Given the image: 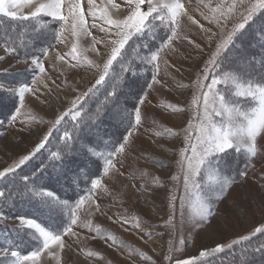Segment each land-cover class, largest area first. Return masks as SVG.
I'll list each match as a JSON object with an SVG mask.
<instances>
[{
  "label": "snow or ice",
  "instance_id": "obj_1",
  "mask_svg": "<svg viewBox=\"0 0 264 264\" xmlns=\"http://www.w3.org/2000/svg\"><path fill=\"white\" fill-rule=\"evenodd\" d=\"M125 3L128 11L121 18L120 15H113L110 11L112 9L119 12L121 9V5L115 0H106V4L104 0H100V4L97 0H86V6L84 0H0V50H3L5 56L18 57L17 62L27 64L29 71L33 73L31 84L20 81L14 87H6V82L0 81V92L18 98V107L10 114L7 123L11 124L17 120V117L23 115L21 109L24 108L25 95H35L39 91L32 85L40 80L45 88L48 87L41 77L46 75L44 59L48 58L51 46H42L36 51V40L31 35L36 28L33 26L30 31L24 22L40 23L41 31L51 27L53 38L57 43H65L69 37L72 38L70 51L63 55L57 53L55 58L71 68L86 67L97 71L98 78L83 94L85 97L94 93L98 86L104 85L106 78L112 76L118 67L120 75L105 98L116 105L119 104L117 85L122 92L129 80L139 81V76L132 66L133 62L127 59V46L134 37L154 33L158 28H167V33L161 38L157 48L149 49L144 55L136 51L138 62L151 65L158 74L160 54L176 37L181 17H187L191 23L198 24V21L189 14L182 0H125ZM198 3L208 9L207 13L202 12L201 15L217 31L200 25L205 33L207 45L212 51L201 69L203 75H197L194 82L198 90V94H194L191 102L196 108L195 135L188 131L193 128V122L190 120L185 129L188 133L184 138L186 146L180 149L178 161L180 176L171 177L173 181H180L178 188L182 189V194L170 198L171 214L167 223H172L177 212L183 219L187 211L189 218L200 227L210 223L215 215L213 210L215 203L222 200L228 189L236 182L235 177H230L221 170V161L234 152L243 155L246 164L250 166L251 159L258 154V138L264 139V27L255 30L257 42L252 45L259 49V55L240 58L235 64H225L227 53L234 45L237 35L246 31L257 17H264V0H219L215 6L212 5L211 0L207 3L205 0H198ZM144 5H147L146 11L142 8ZM86 16L92 18L91 25ZM236 18L238 21L232 24L227 35L215 39ZM97 20L101 22L99 25ZM97 27L105 34L103 38H97L92 34L90 29ZM65 33L69 35L66 36ZM89 37L91 42L88 47L82 48L80 41ZM101 44L105 49L103 52L97 47ZM196 47L199 48L200 45ZM87 52L94 53L102 63L82 55ZM5 56H0V61L4 60ZM66 56L73 62L70 63ZM156 74L152 76L153 83H159ZM147 87L151 88L152 85L148 84ZM140 88L142 90L143 86L140 85ZM132 91L133 89L129 88V92ZM145 98L144 95H137L131 110L124 109L128 119V129L114 150L98 154L104 161L105 173L116 167L113 163L114 157L117 153L125 152L129 138L141 125L140 105L144 103ZM77 100H81V97H75L72 108L55 119L53 127L31 152L21 155L11 165L0 170V181L26 167L45 148L52 132L65 117L70 115L79 128L84 114V104L77 105ZM174 110L182 111L180 108ZM99 111L97 109L98 113ZM217 117L219 119H216ZM4 123L5 121L0 120V125ZM170 134L175 135V133ZM60 140L63 142V149L50 152L49 156L53 162L62 164L65 156L71 154L73 136L66 130ZM89 151L97 155L95 149L90 147ZM52 166L55 170V163ZM47 169L48 165L42 162L31 172L23 175L22 190L13 192L11 185L8 188L0 187V220L9 218L5 216L4 209L14 208L15 199L19 196L30 201L37 211L49 213L55 211L62 230H51L36 218L15 217L19 220L20 231L31 232L36 237L38 246L27 254H22L18 245L0 247V264H39L41 254L45 250H49L50 255H55V252L51 251L53 245L62 250L65 247L63 237L72 233L73 226L79 220V210L86 201L91 200L92 190L97 189L101 184L100 179H93L88 195L73 193L69 196L66 192L64 197L49 188L34 184L30 187V178L34 181L37 176L46 174ZM246 174V168L238 173L241 177ZM96 210H99L98 205ZM138 219L136 217L137 221ZM135 226L139 228V223L137 222ZM261 233H264V224L257 226L250 234L233 239L227 245L217 244L211 249H202L197 255L175 260V264H216L217 260L223 264V258L219 254L226 249L231 251L235 246ZM180 243L184 241L181 240ZM249 249L256 253L262 252L264 243L255 248L249 245L245 252ZM87 254L97 255L92 252ZM166 259L171 260V257ZM239 259L244 264H248L245 255H241Z\"/></svg>",
  "mask_w": 264,
  "mask_h": 264
},
{
  "label": "rangeland",
  "instance_id": "obj_2",
  "mask_svg": "<svg viewBox=\"0 0 264 264\" xmlns=\"http://www.w3.org/2000/svg\"><path fill=\"white\" fill-rule=\"evenodd\" d=\"M115 2L121 5L119 13L126 14L128 9L125 0ZM218 2L219 0H211L213 6ZM84 3L86 6V0ZM97 3L100 4V0ZM104 3L106 4V0ZM182 3L198 24L191 23L187 17H181L176 37L161 52L160 69L156 74L159 83L151 82L152 87L148 88L144 103L140 105L142 123L129 138L125 152L117 153L114 157L116 167L104 172L99 178L101 184L92 190L91 200L79 210V220L73 226L72 233L63 237L65 247L62 250L67 251L68 255L60 256L59 252L62 250L53 245L51 251L55 255H50L49 250H45L39 264H81L80 261L84 264H175V260L197 255L202 249H211L217 244L227 245L233 239L250 234L257 226L264 224L262 138H258V154L251 159L250 166L241 155L234 152L221 161V170L230 177H235L236 182L228 189L224 198L215 203V215L210 223L197 227L187 211L183 219L177 212L172 223H167L171 214L170 198L182 194V189L178 188L180 181H173L171 177L180 176V149L186 146L184 138L188 133L185 129L190 120L193 128L188 131L195 135L196 108L191 102L198 90L194 82L197 75H203L201 69L212 51L200 25L217 31L201 15L202 12L207 13L208 9L199 4L198 0H182ZM142 8L146 11L147 5ZM110 11L114 12L112 9ZM115 11L117 15V10ZM86 19L91 25L92 18L86 16ZM237 21L238 18L231 21L228 28L215 39L226 36L232 24ZM260 21H255V26L258 23L260 27H264V17ZM96 22L98 25L101 23L99 20ZM90 30L97 38L105 35L98 27ZM31 35L36 40L37 51V47H41L37 45L41 44L40 37L46 36L47 32L36 30ZM88 42H91V37L81 40L80 46L86 48ZM255 42L256 38L251 33L244 37L237 35L234 46L227 53L225 64H235L240 58L259 55V49L252 46ZM71 43L72 38L69 37L65 43L56 42V46L51 48L48 58L44 59L46 75L41 77L48 87L45 88L40 80L32 85L39 91L35 95H25L24 108L21 109L23 115L11 124L7 121L18 107V98L0 92V120L5 121L0 125V170L11 165L21 155L31 152L53 127L55 119L72 108L75 97L80 96L82 99L83 94L98 78L95 69L71 68L56 60L57 53L63 55L70 51ZM196 45L200 47L197 48ZM98 47L102 52L105 51L103 45ZM88 54L93 57L91 52L82 53ZM0 56H5L3 50H0ZM65 58L70 63L73 62L70 57ZM17 60L16 56L7 55L0 61V81L6 82V87H14L20 81L29 83L28 79L32 77L29 66L18 63ZM95 60L102 63L96 56ZM139 80L141 81L140 78ZM137 82L129 80L124 85L119 104H115L107 119L119 123L125 121L124 103L128 100L132 102L133 96L138 94L135 93L139 90ZM129 88L133 91L129 92ZM13 106L14 109L9 114L7 112L9 116H4L5 110H10ZM175 108L182 111H175ZM6 117L8 118L5 119ZM53 135L52 132L50 145L53 143ZM245 168L247 174L239 176L238 173ZM75 177H82L81 172L75 174ZM35 182L38 185L42 180L37 178ZM10 185L13 186L12 191L16 192V180L5 178L0 181L2 188ZM29 186L32 185L29 183ZM97 205L99 210H96ZM10 210L11 207L4 209L5 216L9 218L0 220V225L20 229L19 220L15 217L21 216L19 214L22 211L19 209L12 213ZM136 217L139 218L138 221ZM137 222L139 228L135 226ZM30 236L36 238L32 233ZM181 240L184 243H180ZM0 247H4L1 239ZM89 252L97 255L89 256ZM166 257H171V260Z\"/></svg>",
  "mask_w": 264,
  "mask_h": 264
},
{
  "label": "trees",
  "instance_id": "obj_3",
  "mask_svg": "<svg viewBox=\"0 0 264 264\" xmlns=\"http://www.w3.org/2000/svg\"><path fill=\"white\" fill-rule=\"evenodd\" d=\"M261 18L262 17H257L255 21L260 23ZM255 21L252 23V30L254 32L261 26L258 25V23L255 26ZM24 23L28 26L30 31L33 26H35L36 30L41 31L40 23L36 21H26ZM42 31L47 32V35L40 37V39H42L41 44L37 45H41V47L51 46L52 48L57 41L53 38L51 27L43 29ZM253 31H251L250 26H248L247 30L244 31L241 36L244 37L246 34L251 33V35L256 38V34H252ZM166 33V27L158 28L154 33H146L143 36L134 37L133 40L129 42V46H127V59L133 62L132 66L141 79V81L139 80L136 83L139 86V90L135 92L138 93L137 95L145 96L149 88L147 85L151 84L152 76L156 73L151 65H145L138 62L136 59V51L138 50L141 55H144L149 49L157 48L161 43V38L164 37ZM246 47L245 50L247 49ZM38 50L39 48L37 47V51ZM119 75V68L117 67L113 75L106 78L104 85L98 86V89L94 93L89 94L87 97L84 96L79 101L77 105L81 103L84 104V114L83 118L80 120L79 128L76 127V122L71 119L70 115L65 117L60 125L56 126V130L53 131L54 135L52 145L48 142L45 148L26 167L19 170L16 174L7 177V180H16L18 185L17 188H15L16 191L23 189L21 177L26 173L31 172L43 162L48 165L47 173L37 176V178L42 180L41 184L38 185L35 182L37 178L34 181H31L30 178L31 185L34 184L36 186H42L55 190L61 197H64L66 192L69 196L73 193H78L79 195L84 196L89 194V190L91 189V180L99 179L104 173V161L98 154L100 152L107 153L113 151L114 147L122 140V137L126 134L128 129V119L126 118V115L125 118L123 117L125 121H121V123L116 121L113 122L107 119L109 115L112 114L111 110L114 108L115 104L110 99H105L106 94L112 89L114 84H116V80ZM32 79L33 73L32 77L30 76L28 79L29 83H31ZM140 85L143 86L142 90ZM117 90L120 98L122 92H120L118 85ZM137 95L133 96L132 102L128 100L124 103L128 110H131ZM12 109H14V106L10 110L6 109L4 116H9L8 114ZM97 109L100 110L99 113L97 112ZM7 118L8 117L5 119ZM66 130L73 136V140L71 142V154L65 156L62 164L53 162L49 153L63 149V142L60 140V137ZM90 147L95 149L97 155L90 153ZM241 157L245 160L243 155H241ZM53 163H55V170L52 166ZM78 172H81L82 177H75V174ZM74 181H76V183H74ZM19 209L22 211V213L19 214L21 216L36 218L38 222L42 223V225L50 228L51 230H62L60 221L57 219L55 211L51 213L48 211H37L36 208L32 206L30 201L27 199H21L17 196L15 200V207L12 208L10 212L16 213L17 211L15 210ZM66 222L65 218V224ZM24 232L25 231H20V229L11 226H5V224L0 225V239L2 240L3 245H18L22 254H27L28 252L35 250L38 244L36 238L30 236V232H27L29 235ZM261 243H264V233L253 237L251 240L244 242L243 244L235 246L231 251L226 249L225 252L219 255L223 258V264H244V262L239 259L241 255L246 256L248 264H264V251L256 253L249 249L245 252V249L248 248L249 245L252 248H255ZM216 264H221L220 260H217Z\"/></svg>",
  "mask_w": 264,
  "mask_h": 264
},
{
  "label": "crops",
  "instance_id": "obj_4",
  "mask_svg": "<svg viewBox=\"0 0 264 264\" xmlns=\"http://www.w3.org/2000/svg\"><path fill=\"white\" fill-rule=\"evenodd\" d=\"M120 10H121V9H120ZM120 10H119V12H120ZM115 12H116V11L114 10L113 15H115ZM120 17L123 18V13L120 14ZM88 45H89V42H88L87 46H88ZM101 45H102V44H101ZM55 46H56V45H55ZM55 46H54V47H55ZM99 46H100V45H99ZM97 47H98V45H97ZM52 49H53V48H52ZM67 51H69V50L67 49ZM91 53H92V52H91ZM87 56H88L90 59L95 60V55H94V53H93V57H90L89 54H88ZM42 59H43V58H42ZM78 68H86V67H78ZM74 70H75V69H74ZM76 70H77V69H76ZM88 81H89V80H88ZM94 199H97V198L95 197ZM86 202H87V201H86ZM86 202H85V203H86Z\"/></svg>",
  "mask_w": 264,
  "mask_h": 264
},
{
  "label": "bare ground",
  "instance_id": "obj_5",
  "mask_svg": "<svg viewBox=\"0 0 264 264\" xmlns=\"http://www.w3.org/2000/svg\"><path fill=\"white\" fill-rule=\"evenodd\" d=\"M116 14H120V13L117 12ZM67 74H68V73H67ZM67 253H68L67 251H63V250H62V252H59L60 256H63V255L66 256V255H68ZM80 263H81V264H84V262H82V261H80Z\"/></svg>",
  "mask_w": 264,
  "mask_h": 264
}]
</instances>
